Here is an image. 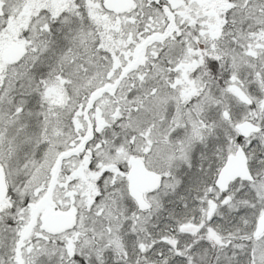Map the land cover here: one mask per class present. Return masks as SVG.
Wrapping results in <instances>:
<instances>
[{"label": "snow or ice", "instance_id": "1", "mask_svg": "<svg viewBox=\"0 0 264 264\" xmlns=\"http://www.w3.org/2000/svg\"><path fill=\"white\" fill-rule=\"evenodd\" d=\"M0 264H264V0H0Z\"/></svg>", "mask_w": 264, "mask_h": 264}]
</instances>
